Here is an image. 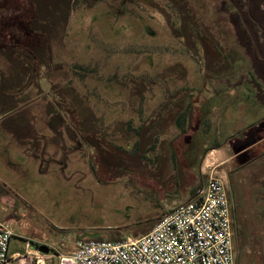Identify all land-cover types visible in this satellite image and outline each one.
<instances>
[{"label":"rangeland","instance_id":"374dc122","mask_svg":"<svg viewBox=\"0 0 264 264\" xmlns=\"http://www.w3.org/2000/svg\"><path fill=\"white\" fill-rule=\"evenodd\" d=\"M193 1L202 8L180 22L170 0H0L9 256L29 241L65 254L78 240L145 235L225 176L227 141L264 118V63L226 0ZM232 2L264 57V0ZM191 29L222 36L230 62ZM255 174L264 182V160L240 172L235 217L255 205Z\"/></svg>","mask_w":264,"mask_h":264},{"label":"built area","instance_id":"2783aa9c","mask_svg":"<svg viewBox=\"0 0 264 264\" xmlns=\"http://www.w3.org/2000/svg\"><path fill=\"white\" fill-rule=\"evenodd\" d=\"M14 236L11 225L0 223V264H235L230 204L223 178L214 176L197 199L177 206L137 238L78 240L65 254L29 241L24 254L9 256Z\"/></svg>","mask_w":264,"mask_h":264},{"label":"flooded vegetation","instance_id":"af4514ba","mask_svg":"<svg viewBox=\"0 0 264 264\" xmlns=\"http://www.w3.org/2000/svg\"><path fill=\"white\" fill-rule=\"evenodd\" d=\"M226 2L228 4V6H230L233 9V12L235 13V15L238 16L240 24L243 25L244 31L247 35V38L249 39V44L252 46L251 48H254L253 42L251 39V36H252L251 31H250L249 27L247 26V24L245 23L244 16H243L242 12L232 2V0H226ZM170 4L172 5L171 7H172L173 15L175 16L176 20L180 21V22L183 18L188 20L189 18L190 19L193 18V17H191L192 15L197 16L196 12H198V10H199V9H196L195 4H194V8L196 11L191 10L192 9L191 5H193V0H192V2H191V0H170ZM248 17H249V15H248ZM248 17H247V20L249 21ZM200 18H201V16L199 15L197 17V19H200ZM180 31L181 30H179V32ZM190 31H192L194 34H196V36H199L201 40L206 35V34H201L202 30H199V34H198V30H196V32H195L191 29ZM186 32H187V34H189V30H187ZM175 33H178V30H176ZM220 36H221V34H220ZM236 37H237V35H236ZM220 38L221 39L218 42L219 44L217 45L218 47H217L216 51L215 50L214 51L217 54L219 61L220 60L224 61V59H226L227 61L229 60V62H230V57L232 55V52L230 49L225 48L224 45L221 43V41L223 40L222 36ZM252 38H253V36H252ZM235 40H236V38H235ZM228 48H230V47H228ZM226 51H227V53H226ZM256 60H260L264 63V57L261 56V58H259L257 54H256ZM263 120H264V118L259 120L258 122L263 121ZM231 137H232L231 140L233 141V144L229 145L228 141L226 143L229 146L230 151L232 153V156L230 158L231 163H230V167L228 168V170L225 171V173H224L225 176L223 177L225 190L227 192V196H228V200H229V204H230L231 224H244V229H245V232L247 235L246 242L251 246L254 245L253 252L250 251V249H249V251L247 253V258H248V260H256L257 259V261H259L258 264H264V182H261V180H260L261 178H259L257 174H255V175L257 178H259L258 186H261V188L254 191L253 198H254L255 205L253 206V209L250 210L249 213H247V215L245 216V219L243 218V216H242V218L239 216H236V217L234 216V214L237 210L236 205H238L237 204V201H238L237 195L238 196L241 195L240 194L241 188L243 187L242 182H244V180L239 179L238 176H239L240 172L245 167L250 165L252 162L258 161L260 159L264 160V154L263 153L261 154V156L257 157V154L254 151V149L261 142H263L264 139L261 140L260 142H258L257 144L246 148L243 151L236 152L234 149V148H236V142H235L236 138H237L236 134L232 135ZM137 144L139 147L140 142H138ZM149 148H151V147H149ZM207 151L208 152L214 151V148H209V149H207ZM231 212H232L233 216L231 215ZM233 236H234V233H233ZM251 254H253V256Z\"/></svg>","mask_w":264,"mask_h":264},{"label":"trees","instance_id":"16d2710c","mask_svg":"<svg viewBox=\"0 0 264 264\" xmlns=\"http://www.w3.org/2000/svg\"><path fill=\"white\" fill-rule=\"evenodd\" d=\"M193 3H194V1H193ZM196 4L197 5H195V7L196 6L199 7L197 9L202 8L201 5H199V3H196ZM225 41H227V40H225ZM203 42H204V45L211 48L213 51L214 50L216 51V49L218 47L217 43L219 42V40L214 41V39H212L210 35L209 36L205 35L203 37ZM229 49L232 51L231 48H229ZM188 106L190 107V105H188ZM188 106H186V108L184 109V112L178 118L177 124L179 127H181L182 124L184 123L186 112L188 113V110H189L187 108ZM263 135H264V120L257 122L253 125H250L246 129H243V130L237 132V134H236V137H237L236 138V148H234L235 151L236 152L243 151L246 148L257 144L258 142H260L261 140L264 139ZM196 194H197V190L195 191V195ZM232 228H233V233H234L235 264H258L259 261L248 260V258H247V253H248L251 245H249L246 242L247 235H246V232L244 229V224H232ZM133 238H137V237H133ZM122 240L123 239L118 237L112 241H122Z\"/></svg>","mask_w":264,"mask_h":264},{"label":"water","instance_id":"95a60500","mask_svg":"<svg viewBox=\"0 0 264 264\" xmlns=\"http://www.w3.org/2000/svg\"><path fill=\"white\" fill-rule=\"evenodd\" d=\"M251 39H252L253 47H254V50H255L256 54L258 55L259 58H261L260 52H259V50H258V48H257V44L255 43V41H254V39L252 38V36H251ZM44 252H46V250H44Z\"/></svg>","mask_w":264,"mask_h":264},{"label":"crops","instance_id":"0c3cea01","mask_svg":"<svg viewBox=\"0 0 264 264\" xmlns=\"http://www.w3.org/2000/svg\"><path fill=\"white\" fill-rule=\"evenodd\" d=\"M13 254H15V253H13ZM13 254H12V255H13Z\"/></svg>","mask_w":264,"mask_h":264}]
</instances>
